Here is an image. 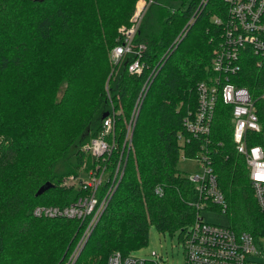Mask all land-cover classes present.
Listing matches in <instances>:
<instances>
[{"label":"trees","instance_id":"obj_1","mask_svg":"<svg viewBox=\"0 0 264 264\" xmlns=\"http://www.w3.org/2000/svg\"><path fill=\"white\" fill-rule=\"evenodd\" d=\"M135 2L0 0V264H63L84 222L36 216L32 208L64 205L85 192L63 180L94 166L84 144L99 133L102 112L111 104L118 110L117 147L108 168L120 159L122 174L72 264H105L112 250L132 252L146 242L152 224L180 234L191 223L189 201L195 195L192 181L177 166L182 151L194 157L208 149L228 224L264 236V211L233 146L229 105L218 99L207 143L183 125L184 115L197 106V83L211 74L219 32L212 16L222 12V0H207L198 11L199 0L150 3L134 39L145 44L140 73L128 70L130 52L117 63L109 60L119 41L117 25ZM54 35L72 38L67 51L57 46L53 54H39ZM229 79L259 96L254 102L260 129L246 140L264 152V61L256 66L242 56L240 70ZM147 80L127 148V125ZM179 132L189 141L180 144ZM44 183L49 186L36 194ZM156 185L162 186L161 195Z\"/></svg>","mask_w":264,"mask_h":264},{"label":"built area","instance_id":"obj_2","mask_svg":"<svg viewBox=\"0 0 264 264\" xmlns=\"http://www.w3.org/2000/svg\"><path fill=\"white\" fill-rule=\"evenodd\" d=\"M153 1L136 2L130 23L121 27L120 39L110 50L113 62L119 61L128 52L134 55L128 64L130 72L140 73L143 67L141 54L145 44L140 42L133 47L134 39L142 15ZM206 2L199 0L196 11L201 10ZM222 3V12L212 16L219 32L211 50V74L197 83V106L194 111L190 110L184 115L183 125L189 134L204 136L207 143L218 99L229 105L233 146L243 156L253 197L264 211V152L259 144H249L246 140L250 131L260 129L254 102L259 96L252 97L245 86L236 85L229 79L230 75L240 70L242 56H250L256 66L264 61V0H222ZM148 83V80L144 83L127 125L123 142L127 148L131 143V129L137 113L135 110ZM115 111L103 117L99 133L84 144V149L95 160L94 166L84 169L79 175L70 174L63 180L65 184L81 186L85 192L64 205L39 203L32 208L36 216L73 217L84 222L82 233L63 264L74 262L120 180L121 160H118L114 169L108 168L109 156L117 147ZM189 139L182 132L178 133L180 144ZM181 155L189 157L183 151ZM194 157L200 161L201 169L191 175L186 174L193 183L195 196L189 201L193 208L192 221L179 234L183 248V261L180 264H264V236H255L229 224L208 222L200 215L201 209L225 212L226 202L217 184L208 149H202ZM105 183L107 186L103 187ZM155 192L161 195L162 186L156 185ZM157 258L148 259L116 249L107 255L105 264H159Z\"/></svg>","mask_w":264,"mask_h":264},{"label":"rangeland","instance_id":"obj_3","mask_svg":"<svg viewBox=\"0 0 264 264\" xmlns=\"http://www.w3.org/2000/svg\"><path fill=\"white\" fill-rule=\"evenodd\" d=\"M137 1L138 0H136V2ZM136 2L134 4V7L129 17H127V20L122 21L121 23L117 25V37H116L117 40L120 39L121 27L124 24L126 25L130 23V18L132 14L134 13ZM144 14L142 15L140 24L142 22ZM191 22L189 23L191 24ZM187 23L185 24V26L187 25ZM71 40L72 38H68L67 36H64L61 39L59 36L54 35V38H52V41L48 45H46L45 48H40L39 54H41V52H44L45 50L49 54H53V50L57 46H62L67 51L68 46L71 44ZM133 47H136V44ZM110 50H109L110 62L117 63L118 61L113 62V60L111 59ZM112 111H115L113 104H111V111L108 110V113ZM115 112L118 113V110H116ZM199 163L200 161L195 157H185V156L180 155L178 157L177 166L187 175H191L195 172L200 171L201 168H200ZM200 215L202 216L204 220L208 222H213V223H218V224H228L229 216L227 212H223V211L220 212L219 210H215V209L214 210L201 209ZM132 252L138 256L148 258V259H156V257H158L157 259L159 261V264H180L183 261V248H182L181 237L179 235V232L170 233L168 231H165V232L158 231L154 224L150 225L148 228V236H147L146 242L143 245L133 249Z\"/></svg>","mask_w":264,"mask_h":264},{"label":"water","instance_id":"obj_4","mask_svg":"<svg viewBox=\"0 0 264 264\" xmlns=\"http://www.w3.org/2000/svg\"><path fill=\"white\" fill-rule=\"evenodd\" d=\"M107 114H108V110H105V111L102 112L101 117L103 118V117L106 116ZM48 186H49V183H44V184H42V185L37 189L36 194L41 193V192L44 191V189H45L46 187H48Z\"/></svg>","mask_w":264,"mask_h":264},{"label":"bare ground","instance_id":"obj_5","mask_svg":"<svg viewBox=\"0 0 264 264\" xmlns=\"http://www.w3.org/2000/svg\"><path fill=\"white\" fill-rule=\"evenodd\" d=\"M261 66V65H260ZM226 202V201H225ZM226 210V209H225ZM221 212V211H220Z\"/></svg>","mask_w":264,"mask_h":264}]
</instances>
